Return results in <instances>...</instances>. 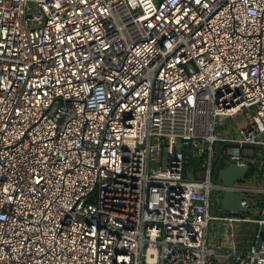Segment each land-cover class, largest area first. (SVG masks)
Listing matches in <instances>:
<instances>
[{
  "label": "built area",
  "instance_id": "1",
  "mask_svg": "<svg viewBox=\"0 0 264 264\" xmlns=\"http://www.w3.org/2000/svg\"><path fill=\"white\" fill-rule=\"evenodd\" d=\"M252 148L264 0H0V264H264L209 211Z\"/></svg>",
  "mask_w": 264,
  "mask_h": 264
},
{
  "label": "water",
  "instance_id": "2",
  "mask_svg": "<svg viewBox=\"0 0 264 264\" xmlns=\"http://www.w3.org/2000/svg\"><path fill=\"white\" fill-rule=\"evenodd\" d=\"M222 146L220 147L221 152ZM187 162H185V165ZM250 173V165L248 163L236 164L232 161L219 158L217 164L214 166L212 178L220 181L224 186H231L233 182L246 181V175ZM201 176V173H199ZM244 196L234 193L230 190H224L220 196L213 198V203L216 212L229 211L234 213H245L247 207L241 205ZM259 218L264 219V203L259 210ZM263 230V224L260 223L256 228V236L254 240V248L257 247Z\"/></svg>",
  "mask_w": 264,
  "mask_h": 264
},
{
  "label": "rangeland",
  "instance_id": "3",
  "mask_svg": "<svg viewBox=\"0 0 264 264\" xmlns=\"http://www.w3.org/2000/svg\"><path fill=\"white\" fill-rule=\"evenodd\" d=\"M235 122L238 125H243L244 120L242 119V117L240 115H237L234 120L228 118L226 120V124L228 125H234ZM253 153L252 154H245V159L247 162H249L250 164H253L255 167H257V171L259 173V171L261 170V176L262 174L264 175V165L260 166L261 163L264 162V159L261 155V153L256 149V148H252ZM260 169V170H259ZM263 178V177H262ZM239 184L241 185H246L249 188H251L253 190V192H248L246 195L247 197L250 199V203H249V207L247 212L245 213H241L240 215L244 216V217H256L258 212H259V207L256 205L257 201L255 200V197L260 198L262 194H264V182H260L261 186H257L255 185L254 182H252L251 180H246V181H239ZM214 203L213 201H211L210 206H209V211L210 213H214L215 209H214ZM256 228V225L251 224V223H243V224H237V226H234L232 228V232L234 233V238L238 239V238H243L245 236H248L249 233H252ZM211 232L209 231V229H207V239L210 238Z\"/></svg>",
  "mask_w": 264,
  "mask_h": 264
},
{
  "label": "trees",
  "instance_id": "4",
  "mask_svg": "<svg viewBox=\"0 0 264 264\" xmlns=\"http://www.w3.org/2000/svg\"><path fill=\"white\" fill-rule=\"evenodd\" d=\"M260 153L264 159V153H262V152H260ZM197 162L198 161L196 159L188 158L187 159V166L188 167L196 166ZM246 163H248L250 165V173L248 175H246V180H251L252 182L255 183V185L261 186L260 182L261 183L264 182V175L262 174V176H261V170L259 169L260 171L258 173L257 167H255L253 164H250L249 162H246ZM263 165H264V162L260 164V166H263ZM255 200L257 201L256 205L259 207V210H260L263 203H264V194H262L260 198L255 197ZM258 215H259V212H258L257 216ZM250 241H252V237L250 238Z\"/></svg>",
  "mask_w": 264,
  "mask_h": 264
}]
</instances>
